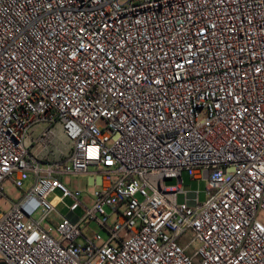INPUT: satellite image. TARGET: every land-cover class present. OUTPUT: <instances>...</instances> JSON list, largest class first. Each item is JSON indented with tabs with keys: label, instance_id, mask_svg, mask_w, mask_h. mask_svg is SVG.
Returning <instances> with one entry per match:
<instances>
[{
	"label": "built area",
	"instance_id": "built-area-1",
	"mask_svg": "<svg viewBox=\"0 0 264 264\" xmlns=\"http://www.w3.org/2000/svg\"><path fill=\"white\" fill-rule=\"evenodd\" d=\"M7 199L6 264H264V0H0Z\"/></svg>",
	"mask_w": 264,
	"mask_h": 264
},
{
	"label": "rangeland",
	"instance_id": "rangeland-1",
	"mask_svg": "<svg viewBox=\"0 0 264 264\" xmlns=\"http://www.w3.org/2000/svg\"><path fill=\"white\" fill-rule=\"evenodd\" d=\"M91 171H95V170L92 169ZM182 180H183L182 191L184 193L197 192L199 202L203 203L206 201V182L205 181H203V180H201V181L192 180L187 172L182 173ZM64 182L65 183H71L73 188H78L80 191L85 193L84 197L82 199V202L85 205L89 206L92 203V201H93L92 200V191L88 190L86 177L71 178V179L66 178V180ZM31 184H32V182H26L24 184L23 190L27 191L30 188ZM164 185L167 188L175 187L177 185V180L176 179H166L164 181ZM4 190H5L6 195H8L11 200L18 199L20 196H22V194L24 192V191H20V190H14L13 186H11L10 184H7V183L4 185ZM49 199L52 200L54 203H56V208H57V211L60 215L66 216L68 214V211H69L68 209H69L70 205L72 204V202L69 198L63 197V195L60 192L56 191L49 197ZM177 202H178V204H183L185 202V196L183 194H179L178 198H177ZM0 205L2 206V210H6L8 208V206L10 205V201L8 199L5 201L0 200ZM2 210H0V212H2ZM75 213L78 216L83 215V212L80 209H78ZM115 220H116V216L114 214H111L110 218H109V223L111 224ZM50 221L52 223H56L59 220L57 217H54V218L52 217V220H50ZM85 234L88 237H92V236L97 234L100 236L102 241H105L108 239V236L106 235L105 231L94 223H91L88 225V228L86 229ZM191 239H192V235L189 234V232H188L179 241H180L181 245H185ZM194 247L195 246H192L191 251ZM0 261H1V259H0Z\"/></svg>",
	"mask_w": 264,
	"mask_h": 264
},
{
	"label": "water",
	"instance_id": "water-1",
	"mask_svg": "<svg viewBox=\"0 0 264 264\" xmlns=\"http://www.w3.org/2000/svg\"><path fill=\"white\" fill-rule=\"evenodd\" d=\"M0 264H6L5 262L0 261Z\"/></svg>",
	"mask_w": 264,
	"mask_h": 264
}]
</instances>
